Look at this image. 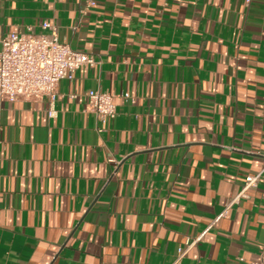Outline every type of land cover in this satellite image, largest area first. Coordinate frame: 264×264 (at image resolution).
<instances>
[{
    "label": "crops",
    "instance_id": "obj_1",
    "mask_svg": "<svg viewBox=\"0 0 264 264\" xmlns=\"http://www.w3.org/2000/svg\"><path fill=\"white\" fill-rule=\"evenodd\" d=\"M85 1L0 0V50L50 22L99 62L0 99V264L255 261L264 181L229 204L264 165V0Z\"/></svg>",
    "mask_w": 264,
    "mask_h": 264
},
{
    "label": "built area",
    "instance_id": "obj_2",
    "mask_svg": "<svg viewBox=\"0 0 264 264\" xmlns=\"http://www.w3.org/2000/svg\"><path fill=\"white\" fill-rule=\"evenodd\" d=\"M251 0H247L250 3ZM96 0H86L81 10H87ZM47 33L24 34L13 32L2 38L0 50V99L5 101H32L48 97L50 103L55 101L57 87L61 80L72 79L76 71L84 65L95 67L99 64L94 55L73 49L59 36V28L44 22ZM129 93H124L128 98ZM116 95L100 89L87 93L90 110L95 113L99 122H106L117 115ZM110 162L118 163L115 158ZM264 181V165L262 169L248 175L238 197L247 196L249 190ZM199 238L187 239L185 247L178 249L175 264H179L186 253L194 247ZM249 264H264V245L259 249L258 258Z\"/></svg>",
    "mask_w": 264,
    "mask_h": 264
}]
</instances>
